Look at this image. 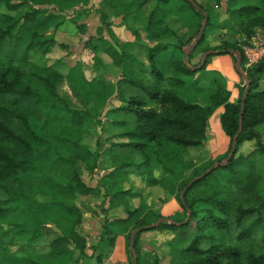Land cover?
<instances>
[{
    "label": "trees",
    "instance_id": "obj_1",
    "mask_svg": "<svg viewBox=\"0 0 264 264\" xmlns=\"http://www.w3.org/2000/svg\"><path fill=\"white\" fill-rule=\"evenodd\" d=\"M87 1L0 0V7L9 11L29 7L18 15L0 13V256L3 251L5 264H73L75 251L100 264L117 235L126 238L127 264H159L157 258L142 260L139 251L140 234L156 229L173 233L165 243L167 264H264V57L246 66L236 42L228 40L201 48L210 27L245 37L257 28L264 30V0H227V16L217 17L215 23L207 9L204 32L188 52L187 64L182 49L196 37L203 18V7L196 0L201 9L188 0L101 1L100 25L85 44L98 51L96 70L106 65L100 52L111 58L120 70L115 82L102 75L88 79L82 61L66 73L32 61L31 53L46 54L53 47V34L44 33L51 25L56 30L60 22L55 14L44 15L46 9L35 6L52 5L64 11ZM110 10H116V16L122 17L120 24L135 37H139L136 26L141 24L148 39L155 42L146 47L147 65L131 53L132 42L114 33L108 20ZM184 12L198 17L188 36L179 35L167 23L170 16ZM77 26L80 33L86 32L85 23ZM171 37L174 43L165 41ZM199 50L215 52L193 63ZM229 50L241 52V68L249 80L244 98L246 82L235 70L236 56ZM222 54L231 56L240 79L233 100L225 76L207 68L212 57ZM64 81L74 99L60 94ZM113 94L122 104L107 108L106 117L121 130L114 135L120 140H112L102 151L98 141L93 149L82 143L83 135L90 124L100 122ZM219 107L223 108L218 116L220 127L228 138L226 151L199 163L188 159L190 149L205 146L209 118ZM237 133L234 155L226 165L216 164L227 157ZM246 141H252L254 148L239 153ZM102 155L109 157L110 165L92 186L84 181L82 170L94 174ZM132 177L174 196L182 213L163 216L146 202L132 206V199H141ZM87 195L107 198L104 212L120 208L125 212L123 217L104 220L90 254L85 251L86 238L76 229L81 210L75 200ZM7 216L14 220L16 235L2 231ZM157 219L161 221L155 228L135 233V262L129 247L131 230ZM44 223L62 230V235L51 240L48 252L31 255V243L49 231H41ZM17 235L25 238L21 256L8 248Z\"/></svg>",
    "mask_w": 264,
    "mask_h": 264
},
{
    "label": "rangeland",
    "instance_id": "obj_2",
    "mask_svg": "<svg viewBox=\"0 0 264 264\" xmlns=\"http://www.w3.org/2000/svg\"><path fill=\"white\" fill-rule=\"evenodd\" d=\"M18 0H13V3H16ZM102 0H88L86 4L78 5L74 9H66L64 11L54 10L52 5H36V8L46 9L44 15H51L52 13L56 15V21H60L58 24V28L54 30V25H51L44 33V35L53 34L55 38V44L50 49V51L46 54H42L37 51L35 53H31L30 59L35 61L38 65H52L55 68L59 69L62 73H66L69 67L74 65L77 61H82L85 64L84 74L90 79L94 75H102L106 80H110L115 82L118 79V75L120 70L115 67L111 58L100 52V56L105 62V66L101 65L99 69H95L94 67V59L98 56L97 52L95 53L88 44H85V41L90 37V35H96V29L100 25L99 13L98 10L101 7ZM203 7L202 10L206 12V10L212 11V23H215L217 17L219 20H222L227 16L226 10V1L227 0H196ZM33 5V4H32ZM28 5H23L17 10L9 11L6 7H0V13L5 12L11 15H18L23 11L28 10ZM116 10H110L108 20L112 25V29L114 33L122 40V41H130L133 43V47L131 53L135 56V59L138 61H143L147 65V54L146 47L153 45L155 42L148 39L143 25L137 24L138 29V38L132 33L131 30L127 29L124 25L120 24L122 20L121 16H116ZM207 13V12H206ZM121 15V14H120ZM208 16V15H207ZM131 21V19H129ZM203 20V18H202ZM201 20V23H202ZM84 21V22H83ZM198 17L197 15L192 14V12H184L179 15H172L167 19L168 25L181 36H188L189 29H192L195 25H197ZM77 23H85L86 32L80 33ZM200 23V26H201ZM200 29V28H199ZM104 36L109 39L104 32ZM241 36H231L226 30L215 29L210 27L206 30V41L202 44L201 48H208L209 45H215L219 43L221 40H228L230 42H238V39ZM166 42H175V38L171 37L165 40ZM96 41H94L95 43ZM98 45V44H97ZM100 50V49H99ZM204 52L199 50L196 56L193 57V63L198 62L203 55ZM96 54V55H95ZM231 58L230 55L222 54L219 56L212 57L214 61H220L221 59ZM123 59H128L127 57ZM233 63V61H232ZM128 64V63H127ZM129 65V64H128ZM128 68V66H126ZM234 69V64H233ZM226 78V77H225ZM227 83V80H226ZM240 83V79L239 82ZM264 87V83L262 84ZM237 88V87H236ZM60 94L69 95L72 99L74 96L69 89L66 81H64L59 86ZM122 102L118 100L113 95H109L108 103H106V107L104 108L99 123L90 124L88 132L83 135L82 143L96 149L97 142L99 141L102 145L101 150L104 147H107L112 140H120V138L114 136L119 134L121 131L117 128L109 118L106 117V110L111 106L121 105ZM211 136V135H210ZM208 139L211 140V137ZM213 136V135H212ZM263 138H264V128H263ZM123 139V138H121ZM207 139V142L204 147L199 149H190L188 159H194L197 163L201 161H205L206 159L211 157V150L214 148V142L217 148L225 145V141L221 140L217 137L213 138V141ZM98 142V143H99ZM254 148V143L252 141H246L239 147V153L247 154ZM215 157H213L214 159ZM109 157L107 155H102L100 159V164L94 174L90 175L85 170H82L83 179L86 183L95 186L98 182V179L104 172L109 168ZM157 173V172H156ZM132 182L134 184V189L141 193V199L135 198L130 201V204L133 206L138 205L139 203L146 202L148 207L154 211L158 212L163 216H173L176 213H182V210L175 199L174 196L169 195L166 191L162 190L159 186H147L145 184V180H142L137 177H132ZM128 186V184H126ZM125 186V187H126ZM103 191V190H101ZM103 195L100 196H79L76 198L75 202L81 210V222L76 227L78 232L82 235L85 234L86 238V249L85 251L90 254L91 247L95 244L97 245L98 239H100V233L102 231V226L104 220H110L113 217L125 216V212L120 209L110 210L104 212V209L108 208L109 203L108 199L103 200ZM45 198H48L45 197ZM12 212H17L13 210ZM11 217V216H10ZM9 216L5 217L2 222V231L13 232L14 227L11 224L12 221ZM44 226V227H42ZM100 226V228H99ZM41 231L44 229H49L48 233L44 236L38 237L31 244L32 250H30L29 254L41 256L44 253L48 252L49 244L55 236L62 235V230L55 229L52 224L44 223L41 224ZM153 229V228H152ZM98 230V232H97ZM155 232L154 239H150L149 241H140L141 233L139 236V251L140 257L142 260H147V262H151L156 258L159 259V264H167L168 263V255L165 247V243L170 240L173 233L169 230H151ZM146 232V231H144ZM15 233V231H14ZM13 233V235H14ZM16 235V233H15ZM5 236V235H2ZM1 236V237H2ZM6 237V236H5ZM22 237V238H21ZM124 237V236H123ZM13 244H8V248L11 251L15 252L16 255L21 256L24 251H21V246L25 242V238L23 236H14ZM125 244L126 238L124 237ZM65 244V243H64ZM66 245V244H65ZM70 244V248H71ZM27 248V247H26ZM1 251L0 263L5 264V256ZM73 264H95V258L90 257L85 259L83 256L78 254L75 251L73 255V260H70Z\"/></svg>",
    "mask_w": 264,
    "mask_h": 264
},
{
    "label": "crops",
    "instance_id": "obj_3",
    "mask_svg": "<svg viewBox=\"0 0 264 264\" xmlns=\"http://www.w3.org/2000/svg\"><path fill=\"white\" fill-rule=\"evenodd\" d=\"M212 59L210 60L207 68L218 70L221 74H223L226 77L227 88L231 92L230 100H233L237 96L236 85L239 82V77L237 73L235 72V70L233 69L232 59H230V57H228L227 59H221L220 61H214ZM263 83H264V80L261 81V85ZM222 111H223L222 107L217 108L208 121L207 137L211 135L210 136L211 140L210 139L208 140L213 141V138L217 137L225 141L224 146H222V141H221V146L219 148H217L214 142V148L211 150L212 159L213 157L223 154L226 151L227 145H228V138L223 133L220 127L219 119H218V116ZM142 233L143 234H141L140 241H143V240L149 241L150 239H154V236H155L154 231H146ZM82 235L84 236L85 234L83 233ZM100 264H127V256L125 252V240H124L123 235L116 236L113 246L108 251V254L105 255V257L102 259V262Z\"/></svg>",
    "mask_w": 264,
    "mask_h": 264
},
{
    "label": "water",
    "instance_id": "obj_4",
    "mask_svg": "<svg viewBox=\"0 0 264 264\" xmlns=\"http://www.w3.org/2000/svg\"><path fill=\"white\" fill-rule=\"evenodd\" d=\"M188 1H189V3L192 4L193 7L198 8V9H201V8H199V6H198L195 2H193V0H188ZM201 12H202V15H203V20H202V23H201L200 29H199V31H198L196 37L193 39V41H192L190 44H188L187 46L183 47V49H182V50H183V54H184V58H183V60H184V62H185L186 64H187V62H186L187 54H188L189 51H191V50L195 47V45L197 44L198 40L201 38V36H202V34H203V32H204L205 24H206V22H207V20H208L207 13H206L204 10H202V9H201ZM213 52H215V51H213V50H207V51H205V52L203 53V55H202L201 60H203L204 57H205L206 55H208V54H210V53H213ZM229 52H230L231 54H233V55L236 56L235 70H236L237 73L241 76V78L246 82V86H245L244 93H243V98H244V96L247 94L248 89H249V80H248V78H247L246 73H245V72L242 70V68H241V64H240V62H241V52H239V51H237V50H229ZM201 64H202V63H201ZM201 64H200V65H201ZM239 131H240V127H239ZM239 131H238V133H239ZM238 133L233 137V139H232V141H231V149H230V151H229L227 157H226L224 160L217 162L216 164L221 165V166H224V165H226L227 161H228L229 159H231V157L234 155V153H235V151H236V138H237V136H238ZM201 176H202V175H200V176L194 178L190 183H192L194 180L200 178ZM180 197L182 198L181 195H180ZM188 215H189V213H188ZM188 218H189V217H188ZM188 218H187V219H188ZM160 221H161V219H157V220H156L154 223H152V224L146 225V226H144V227H142V228H134L133 230H131V232H130V239H129V247H130V249L132 250L133 259H134L135 262H136V254H135V252H134V235H135V233L139 232L140 229H145V230H146V229H152V228H155L156 226H158V224H159ZM172 222H173V221H172Z\"/></svg>",
    "mask_w": 264,
    "mask_h": 264
},
{
    "label": "built area",
    "instance_id": "obj_5",
    "mask_svg": "<svg viewBox=\"0 0 264 264\" xmlns=\"http://www.w3.org/2000/svg\"><path fill=\"white\" fill-rule=\"evenodd\" d=\"M237 46L240 48L246 66H251L264 57V30L257 28L250 37L241 36Z\"/></svg>",
    "mask_w": 264,
    "mask_h": 264
}]
</instances>
